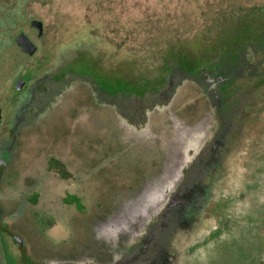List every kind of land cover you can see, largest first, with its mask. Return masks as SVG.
<instances>
[{
    "label": "rangeland",
    "instance_id": "1",
    "mask_svg": "<svg viewBox=\"0 0 264 264\" xmlns=\"http://www.w3.org/2000/svg\"><path fill=\"white\" fill-rule=\"evenodd\" d=\"M31 1L30 9L49 22L47 68L53 71L66 54L72 58L63 70L94 74L114 88L107 87L109 98H85L73 86H54L47 126L39 121L26 131L17 161L0 180L9 198L4 213L26 212L12 224L27 233L37 256L85 253L95 264H108L130 243L124 228L137 220V246L150 231L154 237L137 264H264V0ZM233 16L249 21H238L236 33L215 36L222 20ZM79 41L85 44L80 50ZM178 75L174 92L144 102L167 91ZM128 98L137 110L125 105ZM233 123L236 152L221 160L228 176L205 207L211 226L189 235L178 229L200 213L205 204L200 195L206 198L210 190L203 184L208 167L199 164L208 142L203 143ZM194 140L197 153L191 155ZM59 155L77 178L64 182L53 173L52 184L43 187L32 176ZM190 165L195 171L181 188ZM70 185L80 195V207L63 202ZM41 188L47 191L39 197ZM178 191L180 204L169 207ZM32 202L38 206L29 207ZM17 203L25 208L18 210ZM150 218L152 224L163 221L151 230ZM2 220L0 264H7L5 247L15 264L18 249Z\"/></svg>",
    "mask_w": 264,
    "mask_h": 264
},
{
    "label": "flooded vegetation",
    "instance_id": "2",
    "mask_svg": "<svg viewBox=\"0 0 264 264\" xmlns=\"http://www.w3.org/2000/svg\"><path fill=\"white\" fill-rule=\"evenodd\" d=\"M30 3H32L31 0H0V180L6 177L7 170L17 161L15 159V154L17 153V149L20 144H22V139L24 138L26 131H29L31 129L30 127L37 124L39 121L42 124H45V127L47 126L48 119H44V117L46 116L45 113L46 106L48 105V98H51V95L53 97L55 94L53 93L54 86L59 84H65L71 87L73 86L78 90L77 93H79V95H85V98L90 96L94 98V95L97 94H103L109 98V96L112 95L111 92L110 94L108 93L107 87L114 90V88L112 89V86L107 83L105 87L103 85L105 84L104 81L102 84L98 77L96 78L94 74H83L80 72L63 70L68 60H71L72 58L70 57L67 60L66 54L59 56V60L55 62L53 71H50V69L47 68V64H49V62L46 60L47 55L44 50V39L48 36L47 25H49V22H47L45 18L41 17V15L38 16L35 13L34 8H32L33 10L30 9ZM222 21L224 22L220 23L219 26L214 29V32H216L215 36L217 33H236L238 32L237 24H240L238 21H249V19L241 16H233L231 18H224ZM230 21H232V23L229 24L230 26H225ZM235 23V31H233L232 27ZM251 23L252 21L250 24ZM204 30L209 31L210 29L205 28ZM81 45L85 46L83 42L79 41L75 47L80 50ZM72 54L76 55L75 51L70 53L71 56ZM75 75L77 77L80 76L79 79L76 78ZM178 81H180L179 75L171 79L167 91L157 94L154 93L148 97L146 96L144 98V102L149 99H153L155 96L162 98L168 96L176 90L175 86ZM202 84L205 85V82L203 81ZM210 87L213 89L216 85L214 84ZM208 89L209 87L206 86L205 92H208ZM210 95L213 96V104L215 102L218 103L217 94L212 92ZM131 100L132 98H128V102L125 105H133L130 103ZM126 106H123V109L126 110ZM41 107H43L42 110ZM133 109L137 110V106L133 105ZM39 110L42 112H39ZM236 127L237 124L235 123H233L232 126H222L217 132L218 135L216 139H213L210 133L211 131H209V140L204 141L203 143L205 145V143L208 142L207 145L204 146L205 152L201 155L203 158L200 159L199 163L201 166L208 167V171L203 175V184L209 187V195L206 198L203 195H200V199L202 198V201L205 202L202 210L194 218H192L191 221L184 224L178 230L185 231L189 235L191 232L199 234L206 226H211L209 219H206L205 216V207L209 201L213 198H217V192L220 191L219 186L228 176L227 173L224 172L221 160L228 151L229 153L236 152L235 147L233 146L234 141H232L231 138V133ZM185 134L186 133L184 132L182 133L183 136L179 138L180 141H184L183 139ZM199 136V134H196L194 137L196 139ZM191 143H193V147L188 150V153H191L192 155L197 153L194 148V146L197 147V145L195 140L191 141L190 144ZM236 156L238 157V152ZM63 157L65 156L59 155L56 159H51L50 161H53V164H41L39 171L32 177H40V180H43V187H45L47 183L48 186L49 183L52 184V177H50V174L53 173L64 182L76 180L75 178H77V175L74 172L75 170H73V168L68 164L69 161L67 158L64 159ZM55 164H62L65 166L67 171L66 176L60 174L57 168L53 166ZM194 171L195 170L192 165H190L189 168L187 167L184 169L181 180L182 184L180 185L181 188H185L184 183L189 182V179L193 176L192 174ZM206 177L209 178L208 182H205ZM70 187L71 185L66 187V197L63 200V202H65L68 206L76 204L75 202H71V200L75 199L76 201V199L80 197V195L76 192H72ZM46 191L47 189L41 188L38 191L39 197H41ZM236 191L238 190L236 189ZM238 193H240V191H238ZM7 200H9V198L0 188V221L3 217H5L6 221L4 222L2 220V222L5 224L8 236L11 237L14 245L17 246L18 256L14 260L15 264H95L90 255L85 253L81 254L77 258L58 259L57 257H54L55 259L52 258V260H50L51 257H38L35 248L33 247V243L28 239V236H26L27 233H24L23 230H19V228L13 227L12 224L15 217L19 218V216L25 214L26 212L14 215H5L3 209L5 208L4 205H7ZM172 200L173 201L169 207L180 204L181 198L179 196V191L172 194ZM16 205L18 210H23L22 208H25V206L21 203H17ZM30 205L29 207H36L38 206V202H32ZM7 216H9L11 220ZM152 220L153 219L150 218L149 223L146 225V227L151 230L156 228L161 220L163 221V219L160 220L156 218V220H154L155 223L152 224ZM219 229L220 226L214 223V231ZM43 232H45V229ZM132 232L133 234H131ZM150 232V236L153 237V232ZM0 234L5 246L4 241L6 240V234L1 228ZM124 234L130 235V243L128 245L123 243L124 249L121 251L116 250L117 252H114L115 255L111 256L112 258H108L110 260V262L108 261V264H137V256H142V254L144 255L152 239V237L147 235V238H145L146 240L143 239L144 241H142L144 244H140L142 248L137 246V220H135L134 224H130L127 228H124ZM4 250L6 262L7 264H10L7 247H5ZM137 250L140 251L138 252ZM121 254H125V256L126 254L130 255L125 258L123 256H119ZM168 256L169 261L171 258L173 260L175 257L170 252H168ZM51 261L56 262L53 263Z\"/></svg>",
    "mask_w": 264,
    "mask_h": 264
},
{
    "label": "trees",
    "instance_id": "3",
    "mask_svg": "<svg viewBox=\"0 0 264 264\" xmlns=\"http://www.w3.org/2000/svg\"><path fill=\"white\" fill-rule=\"evenodd\" d=\"M54 167L57 168V170L60 172L61 175L66 176L67 171H66V168H65L64 165H62V164H55ZM71 202L77 203V206L80 207L81 202H80L79 198H77L76 201H75V199H73V200H71Z\"/></svg>",
    "mask_w": 264,
    "mask_h": 264
}]
</instances>
